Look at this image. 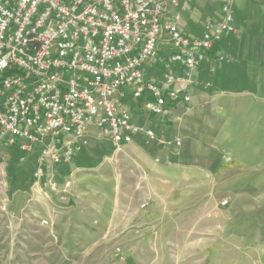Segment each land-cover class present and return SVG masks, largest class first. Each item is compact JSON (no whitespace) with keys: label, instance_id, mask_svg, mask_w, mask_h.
Listing matches in <instances>:
<instances>
[{"label":"built area","instance_id":"built-area-1","mask_svg":"<svg viewBox=\"0 0 264 264\" xmlns=\"http://www.w3.org/2000/svg\"><path fill=\"white\" fill-rule=\"evenodd\" d=\"M177 1L0 0V177L12 149L20 162L37 150L34 184L47 194L60 186L53 166L70 163L92 138L115 150L136 135L145 145L179 146L137 118L189 102L200 63L236 29L226 0L220 19L190 36L169 12ZM163 48L161 65L146 73Z\"/></svg>","mask_w":264,"mask_h":264},{"label":"rangeland","instance_id":"rangeland-1","mask_svg":"<svg viewBox=\"0 0 264 264\" xmlns=\"http://www.w3.org/2000/svg\"><path fill=\"white\" fill-rule=\"evenodd\" d=\"M163 60L161 51L146 69L151 72ZM144 116L137 122L145 123L149 117ZM92 139L81 157L53 166L60 186L57 191L44 189L47 194L34 184L37 150L23 162L18 161V149L10 151L0 177V264H264V178L256 186L240 188L236 185L248 180L226 179V190L237 192L221 194L216 191L221 179L212 169L210 187L194 188L193 194L173 188L171 195L162 193L154 202L162 211L153 223L140 227L134 219L132 227H122V189L128 187L125 192L130 193L126 207L147 205L132 200L133 194L146 191V179L129 180L127 186L122 178L124 147L103 144L94 150ZM203 159L217 167L213 156ZM166 184L156 185L162 191ZM79 196L90 215L69 211V200ZM43 218L48 224H41Z\"/></svg>","mask_w":264,"mask_h":264},{"label":"crops","instance_id":"crops-1","mask_svg":"<svg viewBox=\"0 0 264 264\" xmlns=\"http://www.w3.org/2000/svg\"><path fill=\"white\" fill-rule=\"evenodd\" d=\"M224 1L178 0L175 5H169V12L179 15L181 30L194 36L200 34L206 20L220 19V7ZM227 1L233 7L236 32L223 34L214 43L208 59L200 63L194 73L193 84L187 88L190 101H177L161 115H147L149 118L145 123L141 122L153 128L160 139L179 138L181 148L162 146L156 142L150 148L143 143L142 135H136L132 142L123 146L121 163L126 170L122 171L123 181H127L128 186L129 180L144 177L146 191L133 194L132 200L148 203L126 207L131 198L129 191L125 192L128 187L122 186V227H132L130 221L134 219L137 225L144 227L159 218L162 210L156 209L154 202L160 201L158 196L162 193L171 195L173 188L184 187L185 193L193 194L194 188L210 187L207 183L212 169L218 172L217 178L221 179L217 182L220 189L216 190L221 194L237 192L226 190V183L222 182L226 179L248 180L236 185L240 188L256 186L258 179L264 178V0ZM162 51L164 59L166 48ZM219 55L232 56L233 60L215 59ZM94 139V150L103 144L112 146L107 140ZM199 148L209 150L199 151ZM86 150L80 148L75 155L81 157ZM210 154L217 164L216 168L206 165L203 159L211 157ZM199 155L206 156L199 161ZM155 158L158 160L155 161ZM161 182L167 183L162 191L156 185ZM79 197L69 200V211L83 217L90 215L92 210L87 214V210L80 205L83 200ZM132 234L128 232L127 236Z\"/></svg>","mask_w":264,"mask_h":264}]
</instances>
